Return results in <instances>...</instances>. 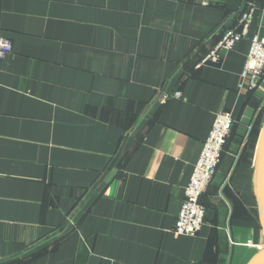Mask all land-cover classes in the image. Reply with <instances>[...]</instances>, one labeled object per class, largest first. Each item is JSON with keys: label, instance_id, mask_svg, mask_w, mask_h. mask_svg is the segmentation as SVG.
Returning <instances> with one entry per match:
<instances>
[{"label": "crops", "instance_id": "1", "mask_svg": "<svg viewBox=\"0 0 264 264\" xmlns=\"http://www.w3.org/2000/svg\"><path fill=\"white\" fill-rule=\"evenodd\" d=\"M246 1L247 37L198 67ZM0 31V264L252 262L264 77L240 83L264 0H0ZM222 109L234 123L206 223L176 234Z\"/></svg>", "mask_w": 264, "mask_h": 264}, {"label": "built area", "instance_id": "2", "mask_svg": "<svg viewBox=\"0 0 264 264\" xmlns=\"http://www.w3.org/2000/svg\"><path fill=\"white\" fill-rule=\"evenodd\" d=\"M255 7L246 1L231 26L222 27L221 35L212 49L197 63V66L219 63L222 55L235 43L247 37ZM12 51L11 39L0 31V61ZM264 77V38L254 35L249 40V49L241 72L240 88L251 91L259 87ZM179 97L180 92L175 91ZM233 119L230 111L219 110L211 130L203 142L200 155L193 165L189 181L175 220L173 231L179 235H196L207 220V207L202 198L215 177L222 161L224 145L231 134Z\"/></svg>", "mask_w": 264, "mask_h": 264}, {"label": "water", "instance_id": "3", "mask_svg": "<svg viewBox=\"0 0 264 264\" xmlns=\"http://www.w3.org/2000/svg\"><path fill=\"white\" fill-rule=\"evenodd\" d=\"M258 165H257V199L261 209V219L264 231V120L258 140ZM250 264H264V245Z\"/></svg>", "mask_w": 264, "mask_h": 264}, {"label": "trees", "instance_id": "4", "mask_svg": "<svg viewBox=\"0 0 264 264\" xmlns=\"http://www.w3.org/2000/svg\"><path fill=\"white\" fill-rule=\"evenodd\" d=\"M229 138H230V136L228 137L227 141L229 140ZM227 141H226V143H227ZM226 143H225V145H224V148H225V146H226ZM223 153H224V149H223ZM223 153H222V157H223ZM203 197H204V196H203ZM202 201H203V203L205 204L203 198H202ZM205 205H206V204H205Z\"/></svg>", "mask_w": 264, "mask_h": 264}, {"label": "rangeland", "instance_id": "5", "mask_svg": "<svg viewBox=\"0 0 264 264\" xmlns=\"http://www.w3.org/2000/svg\"><path fill=\"white\" fill-rule=\"evenodd\" d=\"M250 149V148H249Z\"/></svg>", "mask_w": 264, "mask_h": 264}]
</instances>
